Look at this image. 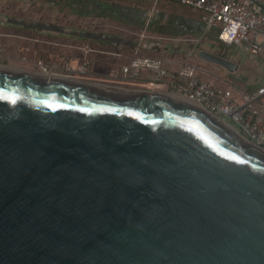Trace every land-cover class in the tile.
Segmentation results:
<instances>
[{
  "label": "water",
  "instance_id": "water-1",
  "mask_svg": "<svg viewBox=\"0 0 264 264\" xmlns=\"http://www.w3.org/2000/svg\"><path fill=\"white\" fill-rule=\"evenodd\" d=\"M0 264H264V152L169 95L0 68Z\"/></svg>",
  "mask_w": 264,
  "mask_h": 264
},
{
  "label": "built area",
  "instance_id": "built-area-1",
  "mask_svg": "<svg viewBox=\"0 0 264 264\" xmlns=\"http://www.w3.org/2000/svg\"><path fill=\"white\" fill-rule=\"evenodd\" d=\"M151 8L161 2H169L196 11L204 30L195 38L177 40L181 44L196 43L208 30H215L223 44L237 48L250 57L264 58V0H140ZM0 43V62L3 58ZM183 57L139 55L134 53L126 63L119 66L114 77L132 80L147 79L154 89L166 85L171 92L186 99L215 117L221 118L238 129L250 143L264 149V82L252 90H243L241 101L233 96L230 88H223L203 79L195 66ZM62 68L85 73L92 59L63 57ZM74 61L71 63V61ZM50 72V71H49ZM53 74V73H51ZM55 76L70 74L54 72Z\"/></svg>",
  "mask_w": 264,
  "mask_h": 264
},
{
  "label": "rangeland",
  "instance_id": "rangeland-1",
  "mask_svg": "<svg viewBox=\"0 0 264 264\" xmlns=\"http://www.w3.org/2000/svg\"><path fill=\"white\" fill-rule=\"evenodd\" d=\"M114 2H122L121 0H108ZM127 2L136 1V0H126ZM151 8L152 3L148 4ZM178 5L161 2L156 5V9H159L160 12L167 13L169 15L175 16L177 14H185L183 10L177 8ZM151 10V9H150ZM191 10V9H190ZM153 10L150 11L152 13ZM195 15L196 11L191 10ZM0 13H3L7 16H16V17H26L35 19L38 21H53L55 23H70L75 21L72 17L62 18L61 13L50 9L43 2L36 3L35 0H0ZM188 15V13H187ZM69 18V19H68ZM88 19L80 17V20H76V23L82 24L87 27H93L95 29L107 30L117 34H121L128 39H131L136 42L137 46L133 49H126L120 54H100L108 57V61L104 64L99 61V53L94 54L93 57L97 59L94 64L90 63L87 67L86 73L77 72L75 67H71L70 70L63 69L64 59L61 57L62 53L67 55L75 56H85L84 51L88 48L81 45L80 49H71L69 51L68 47L64 46L63 42L71 43V40L68 39H58L47 37L44 35H37L33 32L23 30V28L2 26L0 27V42L3 45L2 56L6 58L7 62L14 64L17 68L21 70L33 71L41 75H47L50 73L45 72H62L72 75L73 77L79 78V81L98 84L99 82H110V83H120L122 85L142 87V88H153L150 84V81L147 79H132L126 80L121 78L114 77V72L118 70L119 66L116 64H122L127 62L126 56H132L133 53L139 55H158V56H167L173 53H162V52H152L148 50H142L141 46L145 41H163V42H172L177 43V40L183 39L185 37L195 38V34H182L176 33L174 27L171 28L169 33H159L157 30L158 27L162 25V21L158 20L155 22V25H158L154 29L148 25L149 16L141 23V25H132L122 22L118 19ZM169 22V21H168ZM166 22V24L168 23ZM170 23V22H169ZM165 30V29H164ZM160 32H164L163 30ZM209 33H215V30H208ZM13 39L15 43L10 44V40ZM209 36V35H208ZM206 37L203 38L205 40ZM209 38V37H208ZM210 40V39H209ZM6 42V43H5ZM190 47H193V44L188 42ZM19 48H22L19 50ZM191 54V61L197 64L199 67H202L204 71H197L198 74L205 80H209L212 84L223 87L230 88L233 96L237 101H241L238 98H242L241 94L243 90H252L255 88V85H258L264 81V58L263 57H249L247 54L246 60H243L239 63V68L236 71H228L223 69L220 65L205 62L204 60L195 56V51ZM98 56V57H97ZM174 56V55H173ZM175 57V56H174ZM105 65V67H104ZM207 72H206V71ZM44 72V73H42ZM109 75L108 79L104 78V75ZM112 76V77H110ZM253 86L249 88L248 86ZM238 130V129H237Z\"/></svg>",
  "mask_w": 264,
  "mask_h": 264
},
{
  "label": "flooded vegetation",
  "instance_id": "flooded-vegetation-1",
  "mask_svg": "<svg viewBox=\"0 0 264 264\" xmlns=\"http://www.w3.org/2000/svg\"><path fill=\"white\" fill-rule=\"evenodd\" d=\"M36 3H41L45 4L47 7L50 9H53L59 13H61L62 18L64 16L66 17H72L73 19L80 20V17L83 18H88V19H118L122 22H125L127 24H132V25H141L143 21L148 17V15L145 17V19L138 24L137 21L139 18L136 17L134 14V10L130 9H123L119 8L117 11L114 10V8H110L107 4H101V2H94V0H35ZM108 1V0H106ZM122 2H117V3H125L126 5H132L135 8H142V9H148V11H152V13H155V16L152 17V13L149 15V20H148V25L150 27H157L158 25H155V22L158 20H161L163 23L160 27L161 30L164 32H159V33H169L172 27L176 29V33H182V34H194L192 32V28L190 25H188L186 18H188V15L186 14H177L175 16H172L160 12L159 9H152L150 6L140 0L136 1H130L127 2L126 0H121ZM151 9V10H150ZM183 10V9H180ZM4 15L3 13H0ZM15 17V18H14ZM19 18V19H16ZM68 18V19H69ZM196 18V17H195ZM93 19V20H94ZM11 23H9L7 26L10 27H15L14 23L17 24L19 23V26L16 27H23V30H27L30 32H33L37 35H44L47 37H52V38H58V39H68L71 40V44L79 45L78 47H87L88 51L92 52L93 54L97 53H110V54H120L123 51H126V49H133L138 47L136 42L128 39L127 37L117 34L114 32H110L107 30H100V29H95L93 27H87L82 24L76 23L75 21L70 22V23H55L53 21H38L35 19L31 18H26V17H16V16H11L10 19ZM170 23H169V22ZM166 22H168L166 24ZM2 26H5L2 25ZM165 29V30H164ZM209 35V36H208ZM208 35H205V41H209L210 38L217 37V34L215 33H209ZM209 37V38H208ZM66 45H71L68 42H63ZM181 44L179 42L177 43H170V42H163V41H145L140 47L142 50H153L157 52H162V53H174L175 51L177 52H183L185 48H188V51L190 52V46L184 44L183 45H178ZM224 44L220 43L219 44V49L222 48ZM208 48L210 47L209 45L207 46ZM216 49V48H215ZM237 48H231V53L233 57H241L243 56L244 58H247L248 56L246 55L245 52L237 49ZM235 51V52H234ZM189 54L188 57L191 58V54ZM244 53V54H242ZM134 54V53H133ZM195 56L197 57V51H195ZM250 57V56H249ZM238 59V58H237ZM7 59H2L0 62V68L1 69H6L9 71L13 70H21L17 68L14 64H11L6 61ZM206 62V61H205ZM195 67L200 70L204 71L202 67H199L198 65H195ZM27 71V70H26ZM206 71V70H205ZM33 72V71H30ZM207 72V71H206ZM104 75V78L108 79L109 75ZM111 77V76H110ZM77 80V79H76ZM105 88H111V89H117L121 91H132V90H140L144 92H152L156 91L159 94H164V95H169L170 97L173 96L174 94L171 92V87L163 85L160 86L159 88H142V87H135V86H128V85H122L120 83H110V82H99L98 84ZM175 97V96H173ZM178 98V97H175Z\"/></svg>",
  "mask_w": 264,
  "mask_h": 264
},
{
  "label": "crops",
  "instance_id": "crops-1",
  "mask_svg": "<svg viewBox=\"0 0 264 264\" xmlns=\"http://www.w3.org/2000/svg\"><path fill=\"white\" fill-rule=\"evenodd\" d=\"M177 7V6H176ZM177 8H179V9H183V12L187 15V13H188V17H193V18H197V15H196V13H195V15H192L191 13H194V12H192L190 9H187V8H185V7H181V6H178ZM5 26H7V25H5ZM4 26V27H5ZM0 27H2V25H0ZM8 27V26H7ZM208 33V32H207ZM206 33V34H207ZM10 37H12V38H15V37H13L12 35L11 36H9L8 37V40H7V42L10 40V42H12V43H10V44H13V43H15V42H13V41H15V40H13V39H9ZM1 43V42H0ZM6 43V42H5ZM71 44V43H70ZM65 47L67 46L68 47V49H69V51H72L71 49H75V48H77V49H80L81 47H78L79 45H75V44H71V45H66L65 43L63 44ZM22 48H19V50H21ZM150 51H152V52H157V51H153V50H150ZM188 51V48H185L184 50H183V52H177V51H175L173 54H171V55H167L168 57H173V58H175V57H183L185 54H186V52ZM85 53H84V55L87 57V58H90V59H92L93 61H92V64H94V62L97 60V59H95L94 57H93V53L92 52H90V51H88V50H86L85 49V51H84ZM158 53V52H157ZM188 53H189V51H188ZM98 54V53H97ZM100 54H105V53H99V61L101 62V63H103L104 62V64L106 63V61H108V57H106V56H104V55H102V56H100ZM175 57H174V56ZM67 56H71V57H76L75 55H67L66 53H62V55H61V57H67ZM189 56V55H188ZM77 57H81V56H77ZM83 57V56H82ZM98 57V56H97ZM127 57V60L129 59V56H126ZM4 59H6V58H4ZM74 61L72 60L71 61V63H73ZM188 63L189 64H191V65H193V66H195V63H193L192 61H191V58L190 57H188ZM123 64V63H122ZM121 64H116V66H120ZM197 65V64H196ZM104 67H105V65H104ZM62 67H60V69H61ZM51 73H53L54 74V72H52V71H50ZM87 72V71H86ZM85 72V73H86ZM58 73H61V72H58ZM70 78H73V79H79V78H76V77H73L72 75H70L69 76ZM112 77V76H111ZM80 80V79H79Z\"/></svg>",
  "mask_w": 264,
  "mask_h": 264
},
{
  "label": "trees",
  "instance_id": "trees-1",
  "mask_svg": "<svg viewBox=\"0 0 264 264\" xmlns=\"http://www.w3.org/2000/svg\"><path fill=\"white\" fill-rule=\"evenodd\" d=\"M15 18V17H14ZM10 19H11V16H7V15H2V14H0V25H8L9 23H11V21H10ZM16 19H19V18H16ZM13 23H11V25H12ZM17 24L18 25H16V23H14V26L16 27V26H19V23L17 22ZM23 28V27H22ZM151 29H154V27H151ZM157 30L160 32V31H162L160 28H157ZM215 34H217V32H215ZM178 45H183L184 46V44H178ZM242 54H244V53H242ZM237 61H239L240 62V60L241 61H243V60H246V58H244L243 56H241V57H234ZM264 81H262L261 83H263ZM261 83H259L258 85H260ZM258 85H255V87H257ZM249 88H252L253 86H251V85H249L248 86Z\"/></svg>",
  "mask_w": 264,
  "mask_h": 264
},
{
  "label": "bare ground",
  "instance_id": "bare-ground-1",
  "mask_svg": "<svg viewBox=\"0 0 264 264\" xmlns=\"http://www.w3.org/2000/svg\"><path fill=\"white\" fill-rule=\"evenodd\" d=\"M42 73H44V72H42ZM45 73H50V74H45L44 76L45 77H55V75L54 74H51V72H45ZM39 74V73H38ZM173 96H175V97H178V98H175V97H173ZM173 96H171V97H173V98H175V99H179V100H181V101H185V102H188L186 99H184V98H182V97H180V96H177V95H173ZM217 119H219L221 122H223L226 126H228L230 129H232L235 133H237L239 136H241L242 138H244L241 134H240V132L235 128V127H233L231 124H229L227 121H225V120H223V119H221V118H218V117H216ZM245 139V138H244ZM246 140V139H245ZM260 150H262L263 152H264V149H261V148H259Z\"/></svg>",
  "mask_w": 264,
  "mask_h": 264
}]
</instances>
